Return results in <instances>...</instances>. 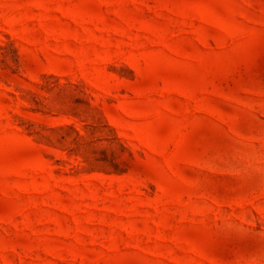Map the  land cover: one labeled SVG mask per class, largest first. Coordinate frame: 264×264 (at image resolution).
I'll return each mask as SVG.
<instances>
[{
  "label": "rangeland",
  "instance_id": "1",
  "mask_svg": "<svg viewBox=\"0 0 264 264\" xmlns=\"http://www.w3.org/2000/svg\"><path fill=\"white\" fill-rule=\"evenodd\" d=\"M0 264H264V0H0Z\"/></svg>",
  "mask_w": 264,
  "mask_h": 264
}]
</instances>
